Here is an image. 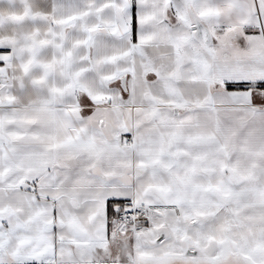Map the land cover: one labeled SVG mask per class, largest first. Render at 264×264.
I'll return each mask as SVG.
<instances>
[{
    "label": "snow or ice",
    "instance_id": "obj_1",
    "mask_svg": "<svg viewBox=\"0 0 264 264\" xmlns=\"http://www.w3.org/2000/svg\"><path fill=\"white\" fill-rule=\"evenodd\" d=\"M0 264H264V0H0Z\"/></svg>",
    "mask_w": 264,
    "mask_h": 264
}]
</instances>
